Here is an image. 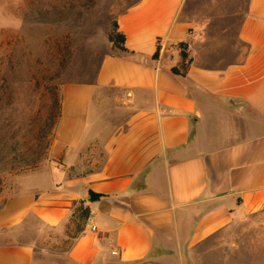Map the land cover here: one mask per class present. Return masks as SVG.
Here are the masks:
<instances>
[{"label":"crops","instance_id":"0c3cea01","mask_svg":"<svg viewBox=\"0 0 264 264\" xmlns=\"http://www.w3.org/2000/svg\"><path fill=\"white\" fill-rule=\"evenodd\" d=\"M191 2L113 9L129 53L107 27L93 79L60 87L45 170L0 207V264H40L38 243L79 209L95 230L72 237V264L157 260L249 219L264 239V0ZM179 43L185 77L169 71ZM29 218L34 238L18 241Z\"/></svg>","mask_w":264,"mask_h":264},{"label":"rangeland","instance_id":"374dc122","mask_svg":"<svg viewBox=\"0 0 264 264\" xmlns=\"http://www.w3.org/2000/svg\"><path fill=\"white\" fill-rule=\"evenodd\" d=\"M135 1L0 0V117L16 122L37 110L43 112L55 95L60 98L62 85L91 81L100 58L107 52L102 33L113 22V9L121 10ZM191 1L187 0L185 8L189 13ZM1 134L5 132L1 130ZM45 159L21 173L0 172V207L22 192V177L45 170ZM80 211L70 218L68 231H50L48 242L38 243L40 264H72L66 251L85 224ZM252 222H240L231 230L178 252L171 248L157 260L131 264H264V239L256 242ZM37 226L29 218L17 240L33 239Z\"/></svg>","mask_w":264,"mask_h":264},{"label":"trees","instance_id":"16d2710c","mask_svg":"<svg viewBox=\"0 0 264 264\" xmlns=\"http://www.w3.org/2000/svg\"><path fill=\"white\" fill-rule=\"evenodd\" d=\"M107 41L112 51L129 53L124 47V35L118 31L114 21L110 23L107 31ZM177 48L180 60L169 71L173 75L185 77L190 63L187 44L179 43ZM158 51L159 47L156 46L153 59L157 57ZM51 102V105L48 104L43 107V112L37 110L34 114L16 122L0 117V131L5 132V134L0 135L1 173L6 172V175H10L33 169L45 158L53 129L60 115V98L57 99L55 95ZM2 181L0 179V183ZM98 198V195L89 193L90 200ZM80 214L82 217H86L84 210H81Z\"/></svg>","mask_w":264,"mask_h":264},{"label":"built area","instance_id":"2783aa9c","mask_svg":"<svg viewBox=\"0 0 264 264\" xmlns=\"http://www.w3.org/2000/svg\"><path fill=\"white\" fill-rule=\"evenodd\" d=\"M85 228L89 231H94L95 230V227L94 225L92 224L91 220H90V217H86L85 218Z\"/></svg>","mask_w":264,"mask_h":264}]
</instances>
